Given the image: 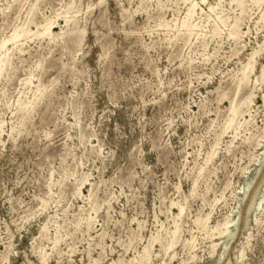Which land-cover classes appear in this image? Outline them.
<instances>
[{
    "label": "rangeland",
    "instance_id": "obj_1",
    "mask_svg": "<svg viewBox=\"0 0 264 264\" xmlns=\"http://www.w3.org/2000/svg\"><path fill=\"white\" fill-rule=\"evenodd\" d=\"M17 1L0 0V40L22 23L35 30L34 23L45 15L58 18L54 32L65 29L62 17L55 16L63 15L71 0ZM72 1L68 15L74 23L68 28L85 32L73 30L53 42L29 36L22 41L21 53L9 51V71L5 68L0 76V264H44L38 256L42 247L45 264H118V259L137 258L151 235L168 239L178 213L177 207L171 208L174 202L184 206L176 219L179 239L167 254L156 242L151 264H212L223 253L218 264H238L235 256L242 246L246 256L241 264H264V83L254 86L264 50L256 57L248 85L235 89L242 64L259 44L264 47V22L259 20L264 0L259 9L247 2L239 52L222 24L218 38L209 37L205 23V39L160 26L163 19L170 24L182 20L187 5L182 0ZM218 1L228 22L239 17L231 0H209ZM202 7L207 10L206 4ZM26 78L31 79L30 89L25 88ZM35 86L40 91L35 93ZM252 92L251 116L238 115L241 125L236 130L226 127L230 100L235 97L234 107ZM243 118L251 123L242 124ZM212 148L214 157L207 161ZM84 178L83 195H78L76 186ZM91 203L96 212L90 210ZM228 213L237 221L230 228V241L210 238L194 222L209 214V225L214 226ZM88 216L93 218L90 229ZM44 225L45 237L39 234ZM56 237L59 244L54 247ZM192 237L196 245L189 252L183 244ZM212 243H218L213 254Z\"/></svg>",
    "mask_w": 264,
    "mask_h": 264
},
{
    "label": "bare ground",
    "instance_id": "obj_2",
    "mask_svg": "<svg viewBox=\"0 0 264 264\" xmlns=\"http://www.w3.org/2000/svg\"><path fill=\"white\" fill-rule=\"evenodd\" d=\"M11 1V0H10ZM15 1H17V0H13V2H15ZM22 1V0H21ZM27 1V0H26ZM34 1V0H33ZM181 1V0H180ZM185 4H187L186 5V9H185V12H184V15H183V18H182V20H179L178 18L176 19L174 16V18H175V21L172 23V24H170V22H168L167 20H165V19H163L161 22H159L160 24V26H162V27H165V29L167 28H171L172 30H174L175 32H177V33H181V34H183L184 36H187V38H190V37H195L196 39H199V38H202V39H205L207 36H208V34H209V37H214V36H218V38H219V34L221 33V31H223V30H221L220 29V27H219V24H222L223 26H226L227 27V37L230 39V40H232L234 43H235V45H236V47H237V49H236V52H239L244 46V44L242 45V46H238V45H241L240 43H241V39H243V36L246 34V32H244V31H242L241 30V28H240V21L242 20L241 18L242 17H244V16H242V14H243V12L244 11H246V8L248 7L247 6V2H249V3H251L253 6H257V8L259 9L260 7H261V0H231L229 3L230 4H232V3H234L235 4V7L236 8H238L239 9V11H240V14H239V17H234V19H233V22H228V19H229V15L228 16H226V14L224 13V7L222 6V2L221 1H218V2H216L215 4H213V3H210L209 2V0H182ZM8 2V1H7ZM18 2V1H17ZM63 2V1H62ZM99 2V1H98ZM101 2H102V0H101ZM163 2V1H162ZM177 2V1H176ZM226 2V1H225ZM11 3V2H10ZM40 3V2H39ZM263 3V2H262ZM9 4V3H8ZM20 4V3H19ZM169 4V3H168ZM167 4V5H168ZM183 4V3H182ZM203 4H206L207 5V10H205L203 7H202V5ZM11 5V4H10ZM9 5V6H10ZM15 5V4H14ZM31 5V4H30ZM61 5V4H60ZM72 5H73V1L71 0V1H69L67 4H66V8H67V10L64 12V14L63 15H60V14H56V18L57 17H59V16H61L62 17V19H63V21H64V23L65 24H63L64 26H65V29H63V28H61L60 29V31L59 32H54V24L55 23H57V19L55 20L54 18H52L51 17V15H50V17H45L44 16V18L40 21V22H35L34 23V26H35V30H32V29H30L25 23H22V24H20V25H17V26H13L14 28H13V30H12V32L8 35V36H5V37H3L1 40H0V76H1V74H2V72L5 70V68H6V66L8 65V63H9V51L11 50V51H17L18 53H21L22 51H23V48H22V41H24L25 39H27L29 36H36V37H39V38H41V39H48L49 41H55V40H57V39H62L65 35H68V34H70V32L71 31H73V30H76L77 32H78V35H81L82 33H84L85 32V30L84 29H77L75 26H73V28H68V26L70 25V23L72 22V23H74V21L72 20V18H71V16H69L68 15V13H69V11H70V9L72 8ZM178 5V4H177ZM250 5V4H249ZM7 6V5H6ZM17 6V5H16ZM62 6V5H61ZM60 6V7H61ZM63 6H64V4H63ZM74 6V5H73ZM162 6H163V4H162ZM161 6V7H162ZM19 6H17V8H18ZM90 7V6H89ZM180 7V6H179ZM9 8V7H8ZM65 8V9H66ZM76 8V7H75ZM74 8V9H75ZM170 8V7H169ZM182 8V7H181ZM16 9V8H15ZM22 9H24V8H22ZM63 9V8H62ZM93 9V8H92ZM163 9V8H162ZM174 9V8H173ZM252 9V8H251ZM254 9V8H253ZM4 10V9H3ZM156 10H157V8H156ZM164 10V9H163ZM179 10V9H178ZM226 10H229V8L228 9H226ZM232 9H230V11H231ZM5 11V10H4ZM18 11V10H17ZM24 11V10H23ZM27 11V10H26ZM95 11V10H94ZM157 11H159V10H157ZM248 11V10H247ZM252 11V10H251ZM1 13H2V11H0ZM38 12V11H37ZM152 12V11H151ZM155 12V11H154ZM175 12V11H174ZM177 12V11H176ZM226 12V11H225ZM259 12V11H258ZM18 13V12H17ZM77 13V12H76ZM149 13V12H148ZM162 13V12H161ZM229 13V12H228ZM246 13V12H245ZM257 13V12H256ZM14 14V13H13ZM22 14V13H21ZM24 14V13H23ZM33 14V7H30L29 8V10H28V12H27V16H31ZM55 14V13H54ZM78 14V13H77ZM88 14V13H87ZM94 14V13H93ZM152 14H154V13H152ZM163 14V13H162ZM236 14V13H235ZM255 14V13H254ZM261 15H260V18H259V20L260 21H263L264 22V9H262V12L260 13ZM38 15V14H37ZM71 15V14H70ZM148 15V14H147ZM156 15V14H155ZM159 15H160V13H159ZM233 15V14H232ZM246 15V14H245ZM251 15V14H250ZM26 16V17H27ZM89 16H90V14H89ZM150 16V15H149ZM153 16V15H152ZM42 17V16H41ZM157 17H158V15H157ZM162 17V16H161ZM177 17V16H176ZM253 17H254V15H253ZM5 18V17H4ZM15 18V17H14ZM21 18V17H20ZM20 18H19V20H20ZM162 18H164V17H162ZM245 18V17H244ZM12 19H13V17H12ZM26 19V18H25ZM30 19H31V17H30ZM34 19V18H33ZM32 19V20H33ZM161 19V18H160ZM173 19V18H172ZM14 20V19H13ZM146 20V19H145ZM26 21V20H25ZM24 21V22H25ZM86 21V20H85ZM88 21V20H87ZM90 21V20H89ZM172 21V20H171ZM210 21L212 22L211 24H210ZM252 21V20H251ZM258 21V20H257ZM256 21V22H257ZM9 22V21H8ZM146 22V21H145ZM144 22V23H145ZM150 22H152V21H150ZM76 23V22H75ZM88 23V22H87ZM143 23V24H144ZM205 23L208 25V26H210L209 27V29H208V34L207 33H205L204 31H203V29H205ZM147 24V23H146ZM145 24V25H146ZM60 25V24H59ZM142 25V24H141ZM260 25V24H259ZM87 26V25H86ZM85 26V27H86ZM91 26H93L92 24H91ZM140 26V25H139ZM59 27V26H58ZM145 27V26H144ZM143 27V28H144ZM158 26H156V28H157ZM247 27V26H246ZM264 27V26H263ZM82 28V27H81ZM155 28V27H154ZM225 28V27H224ZM253 28V27H252ZM136 29H138V27L136 28ZM152 29V28H151ZM248 29V28H247ZM139 30V29H138ZM144 30V29H143ZM143 30H142V32H143ZM160 30V29H159ZM150 31V30H149ZM248 31V30H247ZM257 31V30H256ZM146 32V31H145ZM172 32V31H171ZM255 33V32H254ZM251 35V34H250ZM256 35V34H255ZM208 37V38H209ZM127 38V37H126ZM173 38V37H172ZM226 38V37H225ZM227 38V39H228ZM158 39V38H157ZM180 39V38H179ZM213 39H215V38H213ZM28 40H31V39H28ZM171 40V39H170ZM194 40V39H193ZM220 40H221V38H220ZM39 41V40H38ZM179 41V40H178ZM26 42V41H25ZM45 42V41H44ZM48 42V41H47ZM59 42H61V41H59ZM223 42H228V41H223ZM201 43V42H200ZM207 43H208V41H207ZM221 43V42H220ZM257 43V42H256ZM262 43V42H261ZM74 44L76 45V46H80V42H79V40L78 39H75L74 40ZM249 44V43H248ZM233 45V44H232ZM256 45V44H255ZM258 45V44H257ZM25 46V45H24ZM23 46V47H24ZM234 46V45H233ZM249 46V45H248ZM74 47V46H73ZM235 47V46H234ZM233 47V48H234ZM246 47V46H245ZM259 49H254L251 53H250V55H249V57L247 58V62L246 63H244V64H242V63H240V64H242V66H241V68H240V75H239V77H236V81H235V89L236 90H240L241 88H243V87H246L247 85H248V82H249V80H250V74L251 73H253L254 72V70H255V62H256V57H257V55L259 56V54L261 53V51L263 52V50H264V47L262 46V45H260L259 44ZM254 48V47H253ZM252 48V49H253ZM73 49H75V47L73 48ZM76 49H77V47H76ZM25 51V50H24ZM79 51V50H78ZM17 53V54H18ZM214 53V52H213ZM230 53V52H229ZM75 54V53H74ZM233 54V53H232ZM19 55H21V54H19ZM206 55H208V54H206ZM261 55V54H260ZM15 56V55H14ZM235 56V55H234ZM13 58V57H12ZM13 59H15V58H13ZM12 59V60H13ZM126 59V58H125ZM12 60H11V62H12ZM48 62V61H47ZM9 66V65H8ZM11 68H13V67H11ZM43 68V67H42ZM41 68V69H42ZM179 68V67H178ZM6 69H8V68H6ZM16 70V69H15ZM8 71H9V69H8ZM189 72V71H188ZM7 73V72H6ZM12 73H13V71H12ZM43 73V72H42ZM255 73V72H254ZM6 75V74H5ZM10 75V74H9ZM29 75V74H28ZM32 75V74H31ZM5 78V77H4ZM23 79V78H22ZM30 78H26L25 80H24V85H25V88H28V89H30L31 87H30ZM4 81V80H3ZM259 83H264V65H263V67L262 68H260V73H259V75H256L255 74V79H254V86L256 87V85L257 84H259ZM224 86V85H223ZM222 86V87H223ZM262 86V85H261ZM260 86V87H261ZM220 87V86H219ZM221 88V87H220ZM219 88V89H220ZM42 89V88H41ZM215 89V88H214ZM260 89V88H259ZM32 90V89H31ZM222 90V89H221ZM225 90V89H224ZM38 91H40V89H39V86H35V93L36 92H38ZM27 92V91H26ZM41 92H43V91H41ZM251 92V91H250ZM216 93H217V91H216ZM41 94V93H40ZM43 94V93H42ZM217 95V94H216ZM219 95V94H218ZM255 95H256V93H255ZM253 92L252 93H248L247 95H245V97H242L240 100H238V102H237V104L233 107V105H234V102H235V97L233 96V99H231L230 100V108H231V111H230V113H229V116H228V119H227V121H226V127H228V128H230V127H233L234 128V130H236L237 129V127L238 126H240L241 125V122H240V119H235V118H237L238 117V115H240L239 117H242V115H243V113H247L249 116H251V114H250V111H251V106H252V104L254 103V101H253ZM35 97V96H34ZM41 97V96H40ZM220 97L222 98V94L220 93ZM219 97V98H220ZM255 97V96H254ZM36 98L37 97H35V100H36ZM46 98H48V96L46 97ZM260 98V97H259ZM17 99V98H16ZM111 99V98H110ZM209 99V98H208ZM223 99V98H222ZM222 99L220 100V101H222ZM28 100V99H27ZM26 100V101H27ZM44 100V99H43ZM204 100H206V99H204ZM37 101H39V100H37ZM16 102V101H15ZM18 102H19V100H18ZM28 102V101H27ZM30 102V101H29ZM28 102V103H29ZM40 102V101H39ZM43 102V101H42ZM208 102V101H207ZM216 102V101H215ZM201 103H202V101H201ZM200 103V104H201ZM19 105H22V106H24V107H26V105H27V103H24V104H22V103H18ZM33 104V103H32ZM200 104H199V106H200ZM219 105V104H218ZM17 106V105H16ZM39 106V105H38ZM41 106V105H40ZM29 107V106H28ZM202 107V106H201ZM203 107H205V106H203ZM27 108V107H26ZM41 108V107H40ZM34 109V108H33ZM202 109V108H201ZM214 110V109H213ZM257 110V109H256ZM17 111H19V110H17ZM25 111V110H24ZM23 111V112H24ZM46 111V110H45ZM44 111V112H45ZM200 111H202V110H200ZM16 112V111H15ZM22 112V111H21ZM22 112V113H23ZM43 112V113H44ZM198 112H199V110H198ZM216 113V112H215ZM33 114V113H32ZM20 115H21V113H20ZM23 115V114H22ZM28 115H30V114H28ZM19 116V115H18ZM17 117V116H16ZM23 118V117H22ZM226 118V117H225ZM251 118V117H250ZM264 118V117H263ZM20 119V118H19ZM26 119V118H25ZM254 119V118H253ZM27 120V119H26ZM215 120V119H214ZM243 120V123L242 124H247L248 125V123L250 122V120L249 119H247V118H243L242 119ZM18 121V120H17ZM18 122H20V121H18ZM25 122V121H24ZM23 122V123H24ZM223 122V121H222ZM251 123V122H250ZM249 123V124H250ZM253 123V122H252ZM221 124V123H220ZM262 124H263V122H262ZM222 125V124H221ZM19 126V125H18ZM24 126H25V124H24ZM253 126V125H252ZM251 126V127H252ZM0 127H1V125H0ZM220 127V126H219ZM257 127V126H256ZM258 128V127H257ZM256 128V129H257ZM0 129H2V128H0ZM23 129V128H22ZM227 129V128H226ZM226 129H225V131H226ZM248 129V128H247ZM259 129V128H258ZM12 130V129H11ZM232 131H233V129H231ZM20 131V130H19ZM219 131H221V130H219ZM218 131V132H219ZM247 131V130H246ZM250 131V130H249ZM1 133H2V131H0ZM224 132V131H223ZM222 132V133H223ZM240 132V131H239ZM242 132V131H241ZM245 132V131H244ZM251 132H252V130H251ZM0 133V134H1ZM10 133V132H9ZM226 133V132H225ZM255 133H257V132H255ZM16 134H17V132H16ZM15 134V135H16ZM217 134V133H216ZM215 134V135H216ZM219 134H220V132H219ZM8 135V134H7ZM18 135V134H17ZM23 135V134H22ZM243 135H245V133L243 134ZM235 136V134L233 135V137ZM18 137V136H17ZM232 137V138H233ZM216 138V137H215ZM244 138V137H243ZM242 138V139H243ZM253 138V137H252ZM7 139V138H6ZM12 139V138H11ZM14 139H16V138H14ZM14 139H13V141H14ZM214 140V139H213ZM244 140V139H243ZM248 140V139H247ZM255 140V139H254ZM230 141V140H229ZM232 141H233V139H232ZM261 141V140H260ZM231 142V141H230ZM259 142V141H258ZM240 143V142H239ZM252 143V142H251ZM159 144V143H158ZM229 144V143H228ZM217 145V144H216ZM247 145V144H246ZM251 145V144H250ZM228 146V145H227ZM235 146V145H234ZM249 146V145H248ZM253 146V145H252ZM258 146V145H257ZM214 147V146H213ZM229 147V146H228ZM233 147V146H232ZM259 147V146H258ZM230 148V147H229ZM215 149H217V148H215ZM210 150V149H209ZM218 150V149H217ZM94 151V150H93ZM228 151V150H227ZM221 152V151H220ZM230 152V151H229ZM98 153V152H97ZM262 153V152H261ZM75 154V153H74ZM91 154V153H90ZM214 148H212L211 149V151H210V153H208V155H207V161H209V159H212L211 157L213 156L214 157ZM76 155V154H75ZM225 155H227V154H225ZM89 156V155H88ZM76 157V156H75ZM78 158V157H77ZM82 158V157H81ZM251 158V157H250ZM74 160H76V159H74ZM79 160H81V159H79ZM256 160V159H255ZM78 161V160H77ZM254 162V161H253ZM78 163V162H77ZM206 163V162H205ZM208 163V162H207ZM208 165V164H207ZM199 166H200V164H199ZM204 167V166H203ZM202 167V168H203ZM243 168H245V167H243ZM199 169H200V167H199ZM212 169V168H211ZM64 170V169H63ZM198 170V169H197ZM196 170V171H197ZM207 170V169H206ZM214 170V169H213ZM216 170V169H215ZM244 170V169H243ZM65 171V170H64ZM75 171V170H74ZM208 171V170H207ZM245 171H246V169H245ZM69 172V171H68ZM213 172V171H212ZM229 172V171H228ZM66 173V172H65ZM74 172H72V174H73ZM204 173V172H203ZM196 174V173H195ZM200 174H201V172H200ZM199 174V175H200ZM210 174V173H209ZM241 174V173H240ZM208 175V174H207ZM246 175V174H245ZM72 176V175H71ZM196 176H197V174H196ZM206 176V175H205ZM243 176V175H242ZM73 177V176H72ZM76 177V176H75ZM200 177H203L202 175L200 176ZM245 177V176H244ZM196 178V177H195ZM62 180H64V179H62ZM58 181V180H57ZM65 181V180H64ZM196 181V180H195ZM49 182V181H48ZM76 182V181H75ZM74 182V183H75ZM85 182H87V179L86 178H84V179H82L81 181L79 180V183H78V186H76L77 188H76V194H78V195H83V192H82V190H81V188H82V186L85 184ZM194 182V181H193ZM227 182V181H226ZM54 183V181L52 182V184ZM62 183V182H61ZM65 183V182H64ZM99 183V182H98ZM97 183V184H98ZM209 183V182H208ZM230 183V182H229ZM55 184V183H54ZM53 184V185H54ZM60 184V183H59ZM100 184V183H99ZM49 185H50V183H49ZM62 185V184H61ZM60 185V186H61ZM196 185V184H195ZM209 185V184H208ZM207 185V186H208ZM249 185V184H248ZM56 186V185H55ZM107 186V185H106ZM206 186V187H207ZM229 186V185H228ZM227 186V187H228ZM67 187V186H66ZM92 187V186H91ZM104 187V186H103ZM195 186L193 185V187H192V189L190 190L191 191V193L193 194V192H194V188ZM226 187V188H227ZM250 187V186H249ZM68 188V187H67ZM210 188V187H209ZM60 189V188H59ZM62 190V189H61ZM74 190V189H73ZM197 190H198V187H197ZM245 190H246V188H245ZM249 190V189H248ZM247 190V191H248ZM94 191V190H93ZM206 191H208V190H206ZM60 192V191H59ZM105 192V191H104ZM108 192V191H107ZM205 192V191H204ZM204 192H203V195H204ZM233 193V192H232ZM57 194V193H56ZM60 194V193H59ZM58 194V195H59ZM89 195H88V199H90L91 197H92V191L91 190H89V193H88ZM196 194H197V192H196ZM66 195V194H65ZM86 195V194H85ZM106 195H108V194H106ZM185 195V194H184ZM198 195V194H197ZM59 197H60V195H59ZM58 197V198H59ZM72 198L74 197V196H71ZM80 197V196H79ZM84 197V196H83ZM186 197V196H185ZM58 198H56V199H58ZM75 198V197H74ZM85 198V197H84ZM206 198V197H205ZM81 199V198H80ZM87 199V198H86ZM216 199V198H215ZM214 199V200H215ZM183 200H184V198H183ZM55 201V200H54ZM88 201H90V200H88ZM101 201V200H100ZM105 201V200H104ZM112 201V200H111ZM206 201V200H205ZM216 201V200H215ZM252 201H254V200H252ZM260 201V200H259ZM258 201V202H259ZM41 202V201H40ZM44 202V201H43ZM60 202V201H59ZM102 202V201H101ZM172 202V201H171ZM56 203V202H55ZM98 203V202H97ZM183 203V202H182ZM215 203V202H214ZM45 204V203H44ZM43 204V205H44ZM91 205H92V203H91ZM108 205H109V203H108ZM209 205H210V203H209ZM212 205V204H211ZM210 205V206H211ZM215 205V204H214ZM258 205V204H257ZM45 206V205H44ZM43 206V207H44ZM90 205H88V207H89ZM100 206V205H99ZM104 206V205H103ZM107 206V205H106ZM172 206H175V207H177V209H178V213L176 214V216H175V218H174V229L173 230H171L170 232H168V239H166L165 240V242H163L164 241V238H162L160 235H158L157 234V232H155L157 235H149L150 237L147 239V242H146V244L144 245V246H142L143 248H142V251L138 254V257L136 258V257H133V258H131V259H129V260H127V261H124V260H122V259H118V264H133V262L135 261V262H137V263H144V264H151V251H152V249H153V245L156 243V242H158L159 244H160V248H161V250L164 252V254H167V252L169 251V250H171L174 246H175V244L177 243V241H178V239H179V234H180V224H178L177 222H176V219L177 218H180L181 216H182V214H183V212H184V206H182L181 204H180V202L178 203H172V205H171V208H172ZM48 207V206H47ZM79 207H81V206H79ZM87 207V208H88ZM45 208V207H44ZM43 208V209H44ZM161 208V207H160ZM37 209V208H36ZM38 209H39V207H38ZM83 209V208H82ZM85 210H86V208H85ZM85 210H83V211H85ZM90 210H93V211H95L96 212V210H97V208H96V206L95 205H92L91 207H90ZM169 210V209H168ZM163 211V210H162ZM200 211V210H199ZM260 211L261 212H263L264 211V206L263 205H261V207H260ZM33 212V211H32ZM44 212V211H43ZM169 213H170V211H168ZM38 213V212H37ZM197 213V212H196ZM256 213V212H255ZM257 213H258V211H257ZM24 214V213H23ZM40 214V213H39ZM171 214V213H170ZM206 214V213H205ZM27 215V214H26ZM32 215V214H31ZM87 215V214H86ZM166 215H167V212H166ZM185 215V214H184ZM33 216V215H32ZM77 216H79V215H77ZM189 216V215H188ZM197 216H198V214H197ZM209 214L208 215H205V217H202V215H201V217L200 216H198V217H196V219H195V223L197 224L196 226H198L202 231H204L207 235H210V238L211 237H214V236H217L219 239H223V238H227V240L228 241H230L232 238H233V235H234V233L230 230V228L233 226V225H235L236 224V222L237 221H235L233 218H231L230 216L231 215H229V213H228V215L226 216L225 215V218L222 220V221H217V224L216 225H214V226H211V225H209ZM51 217V216H50ZM53 217V216H52ZM83 217H85V216H83ZM94 217V216H93ZM187 217V216H186ZM22 218V217H21ZM27 218V217H26ZM31 218V217H30ZM189 218H191V217H189ZM29 219V218H28ZM55 219V218H54ZM68 219V218H67ZM172 219V218H171ZM182 219V218H181ZM222 219V218H221ZM236 219V218H235ZM26 220V219H25ZM63 220V219H62ZM76 220V219H75ZM84 220V219H83ZM105 220V219H104ZM180 220V219H179ZM194 220V219H193ZM22 221V220H21ZM50 221V220H49ZM49 221H47V223L49 222ZM51 221H52V218H51ZM80 221V220H79ZM92 221H93V218L91 217V216H88L87 218H85V223H86V228L87 229H90L91 228V225H92ZM183 221H184V219H183ZM254 221H255V223L257 224V225H259L260 223H262L261 222V219L257 216V215H255V218H254ZM26 222V221H25ZM54 222H57V221H54ZM65 222V221H64ZM81 222V221H80ZM142 222V221H141ZM180 222V221H179ZM44 223V222H43ZM46 223V224H47ZM74 223V222H73ZM72 223V224H73ZM82 223H84V222H82ZM216 223V222H215ZM56 224V223H55ZM59 224V223H58ZM182 224H183V222H182ZM255 224V225H256ZM139 225V224H138ZM256 225V226H257ZM80 226V225H79ZM143 226V225H142ZM164 226V225H163ZM41 227V226H40ZM48 227V226H47ZM55 227V226H54ZM57 227V226H56ZM138 227V226H137ZM183 227V226H182ZM79 228H81V227H79ZM138 228H140V227H138ZM143 228V227H142ZM141 228V229H142ZM197 228V227H196ZM256 228V227H255ZM264 228V227H263ZM40 229H41V231H40ZM48 229V228H47ZM73 229H75V227L73 228ZM136 229V228H135ZM167 229V228H166ZM184 229V228H183ZM49 230V229H48ZM82 230V229H81ZM138 230V229H137ZM143 230V229H142ZM163 230V229H162ZM192 230V229H191ZM196 230V229H195ZM194 230V231H195ZM254 230H256V229H254ZM258 230V229H257ZM39 234L41 233V235L42 236H44V232L46 231V225H44L42 228H39ZM76 231V230H75ZM235 231V230H234ZM261 231H263V230H261ZM47 232V231H46ZM46 232H45V234H46ZM55 232V231H54ZM77 232V231H76ZM85 232V231H84ZM135 232V231H134ZM190 232V231H189ZM257 232V231H256ZM66 233H68V232H66ZM81 233V232H80ZM101 233V232H100ZM103 233V232H102ZM135 233H137V232H135ZM154 233V234H155ZM260 233V232H259ZM48 235H49V233H47ZM83 234V233H82ZM141 234V233H140ZM196 234V233H195ZM199 234V233H198ZM255 234V233H254ZM253 234V235H254ZM258 234V233H257ZM40 235V236H41ZM67 235V234H66ZM102 235H104V234H102ZM138 235V234H137ZM191 236H192V233L190 234ZM197 235V234H196ZM195 235V236H196ZM39 236V235H38ZM41 236V237H42ZM46 236V235H45ZM44 236V237H45ZM129 236V235H128ZM139 236V235H138ZM137 236V237H138ZM199 236V235H198ZM201 236V235H200ZM206 236V235H205ZM250 236H251V234L249 233L248 234V236H245L246 237V239H247V242H250V241H248V239L250 238ZM260 236V235H259ZM50 237V236H49ZM49 237H48V240H49ZM64 237V236H63ZM208 237V236H207ZM255 237H256V235H255ZM32 238V237H31ZM40 238V237H39ZM47 238V237H46ZM45 238V239H46ZM59 238V237H58ZM58 238L56 237L54 240H53V246L55 247L56 246V244L58 243ZM209 238V237H208ZM207 238V239H208ZM253 238V237H252ZM257 238V237H256ZM38 238H36V240H37ZM133 239V238H132ZM142 239V238H141ZM213 239V238H212ZM245 239V240H246ZM254 239V238H253ZM34 240H35V238H34ZM41 240H42V238H41ZM40 240V241H41ZM96 240H98V239H96ZM134 240H135V238H134ZM138 240V239H137ZM198 240V239H197ZM32 241V240H31ZM47 241V240H46ZM101 241V240H100ZM184 241V240H183ZM205 241V240H204ZM203 241V242H204ZM207 241V240H206ZM264 241V240H263ZM52 242V241H51ZM132 242V241H131ZM240 242V241H239ZM11 243V242H10ZM33 243H35V242H33ZM97 243V242H96ZM99 243V242H98ZM97 243V244H98ZM102 243V242H101ZM195 243H196V241H195ZM264 243V242H263ZM59 244V243H58ZM246 244V243H245ZM7 245V244H6ZM5 245V246H6ZM33 245H35V244H33ZM37 245V244H36ZM44 245V244H43ZM42 245V246H43ZM99 245V244H98ZM184 245V247H187V249L189 250V252L190 251H194L195 250V245H194V238L192 237L190 240H186L185 241V243L183 244ZM218 245V243H212V245H211V251H210V253L211 254H213L214 252H215V247ZM58 246V245H57ZM104 246V245H103ZM199 246V245H198ZM246 246V245H245ZM11 247H12V245H11ZM254 247V246H253ZM7 248H8V246H7ZM38 248H40L39 246H38ZM42 248H44V247H42ZM42 248H40L41 250H39V252H38V256L40 257H38L39 258V260H41L42 261V263H44L45 264V262L47 261V259H46V257H47V255H46V253L45 252H43L42 251ZM127 248V247H126ZM125 248V249H126ZM11 249V248H10ZM222 249H224V250H226L227 249V246H225L224 248H222ZM31 250V249H30ZM45 250V249H44ZM10 251V250H9ZM33 251H34V249H33ZM53 251V250H52ZM61 251V250H60ZM71 251V250H70ZM207 251V250H206ZM209 251V250H208ZM207 251V252H208ZM3 252V251H2ZM32 252V251H31ZM56 252V251H55ZM153 252V251H152ZM6 253V252H5ZM9 253H11V252H9ZM48 253V252H47ZM51 253V252H50ZM57 253V252H56ZM224 254V253H223ZM223 254H220L219 255V259L217 260V261H214L212 264H218L219 262H220V260H221V257H222V255ZM3 255V254H2ZM6 255V254H5ZM4 255V256H5ZM9 255V254H8ZM157 255V254H156ZM35 256V255H34ZM135 256V255H134ZM164 256V255H163ZM174 256V255H173ZM195 254H193V255H191V257H190V259H194L195 258ZM208 256H210V255H208ZM207 256V257H208ZM246 255H245V250H244V248H243V246H242V248L238 251V254L235 256V262L236 263H238V264H241V262L243 261V258L245 257ZM0 257H3V256H0ZM6 257V256H5ZM49 257V256H48ZM7 258V257H6ZM6 258H5V260H6ZM172 258V257H171ZM202 258V257H201ZM196 259V258H195ZM39 260H37V261H39ZM91 260V259H90ZM189 262V261H188ZM202 262V261H201ZM262 263V262H261ZM41 264V263H40ZM160 264H164V262H161ZM227 264H230L229 262L227 263Z\"/></svg>",
    "mask_w": 264,
    "mask_h": 264
}]
</instances>
